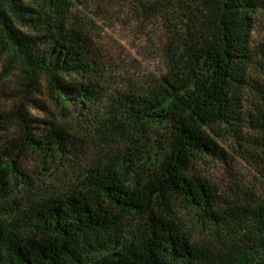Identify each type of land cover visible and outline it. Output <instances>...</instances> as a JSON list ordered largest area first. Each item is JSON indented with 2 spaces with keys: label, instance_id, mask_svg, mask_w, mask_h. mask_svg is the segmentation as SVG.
Listing matches in <instances>:
<instances>
[{
  "label": "trees",
  "instance_id": "obj_1",
  "mask_svg": "<svg viewBox=\"0 0 264 264\" xmlns=\"http://www.w3.org/2000/svg\"><path fill=\"white\" fill-rule=\"evenodd\" d=\"M32 1L0 0V51L22 87L45 83L73 121L92 117L107 149L81 165L77 137L52 122L35 135L19 114L16 158L67 170V182L33 195L11 150H0V264H83L98 253L87 264H264V197L227 202L189 174L195 161H225L206 130L217 136L252 117L244 92L258 98L264 129V42L251 40L264 0H132L171 27L164 74L133 90L109 88L92 43L70 21L86 0ZM5 2L26 34L6 20ZM199 230L204 238L190 242Z\"/></svg>",
  "mask_w": 264,
  "mask_h": 264
},
{
  "label": "rangeland",
  "instance_id": "obj_2",
  "mask_svg": "<svg viewBox=\"0 0 264 264\" xmlns=\"http://www.w3.org/2000/svg\"><path fill=\"white\" fill-rule=\"evenodd\" d=\"M132 0H86L76 5L70 21L82 27L96 54L107 70L109 88L133 90V86L144 87L164 74L166 68L165 51L169 42L171 27L159 14H143L133 6ZM21 6H32V0H20ZM7 21L12 22L21 33H27L25 23L10 10L8 3L2 4ZM27 18V17H26ZM174 25H176L174 23ZM253 45L264 42V15L255 18L251 36ZM18 66L0 51V150L10 149L16 166L20 167L30 184L33 195H51L62 191L67 182V170L49 173L34 155L24 154L16 158L17 140L22 135L19 127V114L30 121L31 133L41 135L47 126L42 122H52L67 129L75 147L84 151L79 164L98 156L107 149L103 136L95 130L93 118L73 121L48 92L45 83L36 89L21 86ZM111 93V90H110ZM244 111L252 117L244 116V123L234 131L220 130L217 136L206 130L215 140L225 156V161H195L190 171L216 191L227 202L257 199L264 197V129L255 118L258 98L250 91L244 92ZM243 111V112H244ZM18 179H21L18 176ZM13 178L10 177V181ZM30 197V194L28 195ZM187 219L185 214H178ZM200 231V230H199ZM192 232L190 242L204 238L205 232ZM101 253L92 254L83 264L97 259Z\"/></svg>",
  "mask_w": 264,
  "mask_h": 264
}]
</instances>
